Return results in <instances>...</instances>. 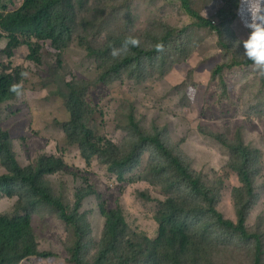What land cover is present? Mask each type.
<instances>
[{
  "label": "rangeland",
  "instance_id": "rangeland-1",
  "mask_svg": "<svg viewBox=\"0 0 264 264\" xmlns=\"http://www.w3.org/2000/svg\"><path fill=\"white\" fill-rule=\"evenodd\" d=\"M22 3L23 0H0V8L15 10ZM234 4L235 0H190L197 15L211 21V26L202 27L180 0H84L77 6L79 24L70 48L59 54L51 43H42L40 65L28 59L26 47L8 58V40L1 31L0 63L10 70L19 67L25 79L20 95L1 107L0 127L8 133L23 168L36 164L43 156L64 160L65 170L47 176L45 181L67 206H74L81 189L92 190L81 209L90 226L84 243L86 260L94 259L103 237L102 207L107 211L122 208L129 239L142 243L145 237H158L156 218L162 209L158 202H166L177 190L167 191V184L153 172L158 162L154 149H145L140 163L126 171L124 181L108 172L97 158L88 167L80 149L68 145L60 126L69 120L68 83L88 87L86 101L96 110L91 127L121 148L126 149L132 141L125 129L130 113L147 133L157 128L166 146L208 187L219 192L217 210L227 220L237 221L233 192L241 186L237 173L230 169L232 152L213 136L219 135L229 143L242 139L246 146L257 150L252 160L257 199L247 219V229L262 240L264 264V74L254 66H235L246 59L240 54L242 40L250 30L236 16ZM83 18L96 23L86 30L95 49L104 48L111 36H128L143 49H151L153 37L161 35L166 26L174 28L179 39L171 43V56L169 51L163 65L154 66L146 59L141 72L134 70L130 75L129 71H121L100 81L103 59L90 56L77 42L78 35L85 32L80 24ZM122 54L123 48L118 47L111 56ZM225 64L230 68L215 75L216 68ZM4 173L0 165V175ZM18 200L0 198V215H24L16 209ZM29 215L39 251L54 257L30 258L20 264H71L69 250L75 236L57 211L40 206ZM189 222L197 225L191 219ZM210 239L203 245L197 264H255L254 240L242 241L219 232Z\"/></svg>",
  "mask_w": 264,
  "mask_h": 264
},
{
  "label": "trees",
  "instance_id": "trees-1",
  "mask_svg": "<svg viewBox=\"0 0 264 264\" xmlns=\"http://www.w3.org/2000/svg\"><path fill=\"white\" fill-rule=\"evenodd\" d=\"M180 1L185 11L196 20L197 25H212L210 20L197 15L191 8L190 0ZM83 2L84 0H23L22 5L15 10L2 6L0 33H5L8 40L5 50L7 57H12L17 49L26 47L30 52L28 59L40 65L42 43H51V47L59 54L67 51L75 40L79 24L77 6ZM234 5L238 10V0H235ZM237 10L236 16H239ZM80 24L85 32L77 37L79 47L86 50L90 56L103 59L99 65L103 70L100 81L118 75L121 71H129L130 75L134 70L141 72L143 60L146 59L152 61L154 66L163 65L169 58V51L171 56V43L179 39L174 28L166 26L161 35L153 37L151 49H143L139 45H128L125 48V41L131 39L128 36H111L104 48L95 49L88 40L86 30L96 23L83 18ZM118 47L123 48V54L111 56ZM2 64L0 63V109L20 95L21 84L25 79V73L19 67L10 70ZM235 66L253 65L246 58L240 63H235ZM225 68L230 66L225 64L217 67L215 75L222 74ZM73 84H67L66 107L69 120L60 126L66 134L68 145L80 149L86 165L90 167L92 161L97 158L106 165L108 172L118 176L119 181H124L126 171L140 163L145 149H154L158 154V162L153 165V172L159 175V181L167 184V191L176 189L178 192L166 202H158L160 208L162 207L156 218L159 223L158 237L154 240L145 237L142 243L129 239L122 208L107 211L102 207L101 212L105 218L103 237L96 256L92 261H88L84 257V243L90 226L87 214L81 213V209L84 200L93 194L92 190L81 189L76 193L74 206H67L61 198L55 196L45 181L47 176L65 170L64 160L43 156L36 164L23 168L12 150L8 133L0 127V165L6 170V173L0 175V198H19L16 209L24 213L15 217L0 215V264H20L30 258L53 259L51 253L39 251L31 224L29 212L40 206L57 211L60 220L73 230L75 242L69 250L71 264H197L203 245L218 232L242 241L254 240L255 264H262V240L259 235L249 233L247 229V219L257 199L254 186L255 171L252 168V160L259 153L257 150L246 146L239 138L236 143H229L219 135L213 136L232 152L234 160L230 169L237 173L241 186L233 192L237 221L227 220L217 210L219 192L208 187L201 176L191 171L166 146L157 128H154L153 133H147L134 114L130 113L125 129L130 132L132 141L127 143L126 149L121 148L94 132L91 121L96 115V110L86 101L88 87ZM189 219L197 225L191 226ZM205 219L207 222H203Z\"/></svg>",
  "mask_w": 264,
  "mask_h": 264
},
{
  "label": "clouds",
  "instance_id": "clouds-1",
  "mask_svg": "<svg viewBox=\"0 0 264 264\" xmlns=\"http://www.w3.org/2000/svg\"><path fill=\"white\" fill-rule=\"evenodd\" d=\"M237 12L250 30L247 38L242 40L243 53L240 55L251 61L257 72L264 74V0H238ZM137 43V40L129 39L124 46H136Z\"/></svg>",
  "mask_w": 264,
  "mask_h": 264
}]
</instances>
